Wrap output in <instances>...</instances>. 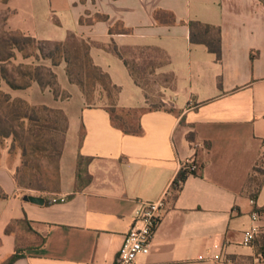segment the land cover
Segmentation results:
<instances>
[{"label":"crops","instance_id":"0c3cea01","mask_svg":"<svg viewBox=\"0 0 264 264\" xmlns=\"http://www.w3.org/2000/svg\"><path fill=\"white\" fill-rule=\"evenodd\" d=\"M5 7L7 29L38 40L62 42L74 33L120 48L159 49L167 60L155 74L171 76L172 84L163 99L171 108L150 111L124 62L92 47L94 63L121 87L118 108L143 110L140 135L116 127L105 108L87 107L65 64V77L55 71L69 100L38 84L7 90L62 110L69 129L50 205L23 200L19 160L1 151L0 186L9 198L0 200V262L31 248L14 264H115L143 204L165 199L151 252L135 264H264V218L252 246L243 244L256 224L252 213L264 210V178L255 204L251 198L255 169H264V0H8ZM191 22L220 29V59L192 42ZM47 93L49 102L32 98ZM80 156L91 159L92 182L78 191ZM186 159L201 172L175 197Z\"/></svg>","mask_w":264,"mask_h":264},{"label":"trees","instance_id":"16d2710c","mask_svg":"<svg viewBox=\"0 0 264 264\" xmlns=\"http://www.w3.org/2000/svg\"><path fill=\"white\" fill-rule=\"evenodd\" d=\"M8 0H3L6 4ZM7 18V16H6ZM4 25L0 28V154L8 148L12 157L16 150L21 153V162L15 173L19 189L37 192H53L50 184L58 186L60 190V162L69 129L67 115L59 109L47 105H32L27 100L13 98L9 92L1 87L5 83L12 90H27L33 84H38L42 90H50L56 99L69 100L71 94L61 88L56 67L65 64V72L71 84L79 86L86 106L89 108L102 107L108 110L114 125L127 134L140 135L142 127L140 116L143 110H120L118 99L121 87L114 84L109 73L96 65L91 56L94 45L118 56L128 68L135 83L144 90L149 100L144 80L148 74H154L156 68L167 60L164 53L149 47L120 48L114 42L110 44L94 43L85 40L74 33H69L66 40L42 41L18 31L8 30ZM83 22V19H81ZM193 43L207 46L210 52L221 58V31L211 25L191 22ZM113 33V29L111 30ZM25 60L34 58L31 63H16L18 54ZM129 54L132 56L130 57ZM50 61L51 65L39 63ZM151 68L148 72L147 69ZM165 108H151L150 111ZM168 110V109H165ZM122 112L138 115L137 123L125 121ZM194 140L193 134L189 135ZM8 140L11 146L8 147ZM90 158L80 156L77 170L76 189H84L92 182L88 165ZM196 170L182 167L172 191L178 196L182 187L191 174L198 175L201 166L196 163ZM257 176L252 178V199H256L264 178V169L256 168ZM25 193H22V195ZM26 195V194H25ZM24 196V195H23ZM45 197V205L53 200ZM9 195L0 186V200H6ZM264 218V210L259 209ZM8 231H10L8 229ZM31 248H17L16 251L0 264H14L25 258Z\"/></svg>","mask_w":264,"mask_h":264},{"label":"built area","instance_id":"2783aa9c","mask_svg":"<svg viewBox=\"0 0 264 264\" xmlns=\"http://www.w3.org/2000/svg\"><path fill=\"white\" fill-rule=\"evenodd\" d=\"M185 166L192 171L197 168L193 159H186L182 167ZM252 204H255L254 199H252ZM165 205V199L143 204L133 226L124 236L115 264H135L138 256L148 255L151 252L156 229L164 215ZM260 219H262V214L259 209H256L252 213V220L256 224L250 231L245 233L243 241L245 246H252L256 234L260 231V226L257 224Z\"/></svg>","mask_w":264,"mask_h":264},{"label":"rangeland","instance_id":"374dc122","mask_svg":"<svg viewBox=\"0 0 264 264\" xmlns=\"http://www.w3.org/2000/svg\"><path fill=\"white\" fill-rule=\"evenodd\" d=\"M8 15V10L5 7V4L3 3V0H0V28L4 25V20L6 18V16ZM128 55L131 57L132 55L128 53ZM35 61L34 58H30L28 60H25L23 58V56L19 53L18 54V58L16 63H31ZM39 63H44L46 65H51L50 61H40ZM63 67H57V70L59 71V73L62 75V78L65 77L64 73H63ZM151 70V68H148L147 71L149 72ZM147 80L143 81L144 82V86L146 88V92L148 94L149 100H148V104H147V109H151V108H165V109H169L171 108L170 105L166 104L163 99H164V88L165 87H169L172 84V77L169 75H158V74H148L146 76ZM75 85V84H74ZM39 88V86H37ZM77 88L79 86H76ZM4 91L7 92V90L9 89V87L3 83L2 87H1ZM40 89V88H39ZM79 89V88H78ZM14 94L16 93H22V91H13ZM52 94L47 93V94H42L40 96H36V94H32V98H37L39 100H42L44 102H49L52 99ZM72 103H74V101H72ZM126 112H122V115L125 116V121H128L129 123H137V119H138V115L135 113H132L131 117L127 116ZM12 141L8 140L7 144L8 147L11 146ZM12 159L13 161L18 159L19 160V164L21 162V153L19 150H16L14 155H12ZM50 187L52 189L53 192H37L34 190H25L22 193L25 194H32V195H38V196H48L51 199H55L57 198V196H55V193H58V186L56 184H50ZM23 194V195H25ZM22 195V196H23Z\"/></svg>","mask_w":264,"mask_h":264},{"label":"water","instance_id":"95a60500","mask_svg":"<svg viewBox=\"0 0 264 264\" xmlns=\"http://www.w3.org/2000/svg\"><path fill=\"white\" fill-rule=\"evenodd\" d=\"M23 200L36 205H44L46 201L45 197L32 194L24 195Z\"/></svg>","mask_w":264,"mask_h":264}]
</instances>
